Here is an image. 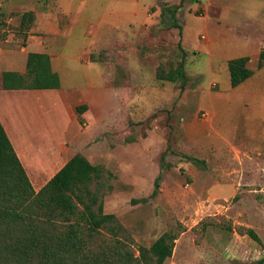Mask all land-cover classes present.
<instances>
[{"label":"rangeland","instance_id":"1","mask_svg":"<svg viewBox=\"0 0 264 264\" xmlns=\"http://www.w3.org/2000/svg\"><path fill=\"white\" fill-rule=\"evenodd\" d=\"M131 1L83 0L68 32L74 44L69 50L77 51L96 44L90 34L101 21L123 24V32L117 31L115 36L118 41H100L103 46L94 54L99 64L93 66L99 75L113 76L119 84L128 69L126 85L107 90L113 93L110 115L108 106L101 107L98 102L92 107L94 113L77 126L82 136L92 134L83 145L93 149V163L102 168L104 213L113 214L124 227V239L132 240L134 255L138 246L149 247L166 231L177 239L165 264H255L264 257V105L254 106L249 99L235 109L224 106L221 98L241 93L230 86L225 59L245 54L246 43L256 39L249 35H264V0H184L177 12L181 34L178 29H167L160 17L162 7L177 6L180 0H139L137 5ZM26 3L0 17V42L23 41L29 29H19L20 15L28 6H35L40 17L55 6V0ZM59 4L69 9V0H59ZM262 49L264 53V45ZM13 51L14 56H21L19 49ZM182 51L188 81L180 91V82L160 81L157 74L176 67ZM261 64L264 66V60ZM261 82L264 85V80ZM212 113L217 130L234 128V147L241 152L231 161L235 162L231 174L240 182V194L235 197H205L200 177L210 171L206 164L203 169L186 158L205 161L208 153L216 152L213 146L211 152L203 147L188 149L182 130L195 115L206 123ZM253 120L258 127H253ZM55 123L60 125L57 120ZM139 146L146 161L140 169L132 166L137 173L132 178L142 182L143 194L148 189L150 193L132 197L129 189L112 197V189L107 192L106 187L121 189L120 180L134 172L125 169V154ZM210 157L208 163H216L218 158ZM156 167L161 175L159 189L164 192L158 189L151 196L158 176L151 177ZM33 188L36 191L35 185ZM141 199L146 201L139 202ZM247 229L256 233L259 243L246 235ZM102 234L99 239L106 238V231Z\"/></svg>","mask_w":264,"mask_h":264},{"label":"crops","instance_id":"2","mask_svg":"<svg viewBox=\"0 0 264 264\" xmlns=\"http://www.w3.org/2000/svg\"><path fill=\"white\" fill-rule=\"evenodd\" d=\"M82 1L69 0V9H66L67 6H61L59 0H55V6L45 10L46 12L42 13L41 17L35 12V6H28L22 10V13L31 11L34 13L35 19L25 33L23 41L14 42L12 39L11 41L7 39L0 42V123L31 184L37 187L36 191L44 186L75 154L83 155L95 166L91 157L93 149L89 151L83 145L92 134L82 136L77 126H81L85 118L94 113L92 107L97 106L98 102L101 107L108 106L107 113L109 115L112 113L113 93H108L107 90L113 91L115 86L124 89L129 73L128 69L127 71L125 69V76L120 78L122 84H119L113 76L105 78V76L99 75L98 69L93 66L99 64L94 54L99 46H103L100 41H105V44H108L114 42L115 39V41L119 40L115 36L117 31L123 32L121 22L119 24L118 21H101L90 34L96 43L94 46L89 43L86 45L87 48L82 47L77 51L69 50V47L74 44L71 43L68 32L74 25L73 18L79 12ZM111 1L124 3L129 0ZM26 2L27 0H0V13L5 16L21 6H27ZM131 2L137 5L139 0ZM118 19L120 20V17ZM130 25L128 22L125 23L126 27ZM248 37L256 39L246 43L245 54H241L239 58L246 57L248 59L246 67L253 74L236 87L241 91L240 94L221 98L222 104L229 108L236 109L249 99H252L251 102L254 106L264 105V85L261 82L264 80V66L258 68L260 53L264 45V35L256 33ZM14 49H19L21 56H14ZM29 53H42L49 56L51 70L59 77L60 86L58 89H3L2 74L4 72L24 74ZM233 59L237 58H226V65ZM100 64L102 65V63ZM242 88L243 90H241ZM141 99L143 100V98ZM80 106H84L85 109L78 113L77 108ZM214 114L212 113L211 121L206 123L201 119L198 120L195 115L191 123H185L182 126L184 138L188 143V149L203 147L204 151L207 148L211 152L212 146L213 149L217 148L216 152L208 153L209 157L205 159L206 169L210 172L200 177L205 190L204 196L235 197L240 194V182L236 175L231 174L230 170L235 169V162L231 161L241 152L237 153L234 147V128L230 126L225 130H217L213 122ZM228 117L225 115V118L228 119ZM56 120L60 122V125H56ZM195 125H199L200 129H197ZM254 126L258 127L253 120ZM246 132L250 133V130L246 129ZM257 132L258 129L253 130V136ZM129 149L125 154L128 160L123 163L128 165L125 168L127 172H134L120 180L121 189L118 186L111 188L112 197L119 196L121 191L129 189L128 192L132 197H144L151 191L148 189L143 194L142 182L139 180L136 182L132 178L137 174L132 166L136 165L140 169L145 165V151L140 146ZM210 156H216L219 160L215 157L216 163L210 162L211 164H209L208 160L212 159ZM105 166L107 168V165ZM215 170L216 174L213 172ZM158 172L159 167H156L151 176L152 179L157 174L159 175ZM148 181L149 179L145 181L146 185L149 183ZM173 188L175 189V187ZM159 191L164 192V189H159Z\"/></svg>","mask_w":264,"mask_h":264},{"label":"trees","instance_id":"3","mask_svg":"<svg viewBox=\"0 0 264 264\" xmlns=\"http://www.w3.org/2000/svg\"><path fill=\"white\" fill-rule=\"evenodd\" d=\"M177 6L162 7L160 17L167 29L181 34ZM0 13V17H3ZM31 11L20 15L19 29H29L34 21ZM185 52L174 68L161 71L157 79L176 84L183 91L188 77ZM264 53H260L258 68ZM246 57L227 62L231 88H236L253 74L246 67ZM5 90L58 89L59 77L51 70L47 54L29 53L24 74L4 72ZM84 106L77 108L80 113ZM205 168V161L186 157ZM164 156L160 157V166ZM102 168L93 166L83 155L75 154L38 191L20 163L0 123V264H164L172 256L176 237L164 232L149 247L132 250V240L124 239L126 231L113 214H105L100 191ZM161 175L153 183L155 196ZM107 192L111 186H107ZM141 199L139 202H145ZM102 231L106 238L99 239ZM254 242L260 240L252 229L246 230ZM255 264H264V257Z\"/></svg>","mask_w":264,"mask_h":264},{"label":"built area","instance_id":"4","mask_svg":"<svg viewBox=\"0 0 264 264\" xmlns=\"http://www.w3.org/2000/svg\"><path fill=\"white\" fill-rule=\"evenodd\" d=\"M187 187V186H186Z\"/></svg>","mask_w":264,"mask_h":264}]
</instances>
